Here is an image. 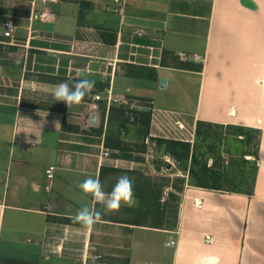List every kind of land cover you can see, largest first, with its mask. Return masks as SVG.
I'll return each instance as SVG.
<instances>
[{
  "label": "crops",
  "instance_id": "crops-1",
  "mask_svg": "<svg viewBox=\"0 0 264 264\" xmlns=\"http://www.w3.org/2000/svg\"><path fill=\"white\" fill-rule=\"evenodd\" d=\"M82 78L81 104L54 101ZM159 111L259 131L252 191L160 185ZM125 174L137 203L81 235L77 210L102 208L78 185ZM84 262L264 264V0H0V264Z\"/></svg>",
  "mask_w": 264,
  "mask_h": 264
},
{
  "label": "rangeland",
  "instance_id": "rangeland-1",
  "mask_svg": "<svg viewBox=\"0 0 264 264\" xmlns=\"http://www.w3.org/2000/svg\"><path fill=\"white\" fill-rule=\"evenodd\" d=\"M256 137L257 133L254 134L253 140H249L246 136H240L233 126L213 124L206 127L205 134L200 137L196 127L195 142L191 146L192 149H195L201 162L207 163L208 167L213 166L216 162V168L226 173L227 179L222 183L224 189L248 192L253 188L257 166L255 157L252 155L259 144ZM154 161H158L156 164L163 173L160 185L171 182L172 179L182 181L189 175L188 171L179 169L180 165L184 166L185 163L181 164L167 155L164 148L158 147ZM165 162L172 163V169H167L164 165ZM188 165L190 166V163ZM151 197H156L155 192Z\"/></svg>",
  "mask_w": 264,
  "mask_h": 264
},
{
  "label": "clouds",
  "instance_id": "clouds-1",
  "mask_svg": "<svg viewBox=\"0 0 264 264\" xmlns=\"http://www.w3.org/2000/svg\"><path fill=\"white\" fill-rule=\"evenodd\" d=\"M96 82L82 78L74 83L61 82L55 85L52 96L55 102H63L68 108L79 105L85 97L93 93ZM59 122L56 123L58 125ZM60 125V124H59ZM36 142V141H35ZM29 141V143H35ZM85 196L101 205L102 211L82 205L72 217L73 223L78 224L81 235L90 233L101 220L102 215L120 210L122 206H133L137 203L134 193V179L127 174L118 177L111 191H105L98 177H88L78 185ZM204 264V262H202Z\"/></svg>",
  "mask_w": 264,
  "mask_h": 264
},
{
  "label": "trees",
  "instance_id": "trees-1",
  "mask_svg": "<svg viewBox=\"0 0 264 264\" xmlns=\"http://www.w3.org/2000/svg\"><path fill=\"white\" fill-rule=\"evenodd\" d=\"M137 76H140V74H137ZM142 76V75H141ZM77 80H73L71 83L76 82ZM99 84L96 83V86ZM123 114L126 115V122L130 120V111L123 110ZM134 119L137 121L138 118L140 119V122L145 126L146 128H149L150 126V120H151V113L144 112L141 114H137L133 112ZM139 115V116H138ZM213 124L206 123L199 121L197 124V134L198 136H202L205 134L206 127H210ZM236 128V130L240 133V136H246L249 140H253V136L255 133H257V141H259V131H255L250 128L242 127V126H233ZM158 147L164 148L167 155H170L172 158L177 160L179 163H185L184 166L180 165L179 169L180 171H188L189 178H190V185L195 187H201L205 189L210 190H218V191H226V192H234V193H250L252 189L248 192L240 191V190H228L224 189L222 183L226 181L227 176L224 171H221L216 168V162L213 166L208 167L207 163H203L199 160L198 155L196 154L195 149H192L191 144L174 141V140H167V139H158L157 140ZM259 144L257 145L256 151L252 154L255 157V161L257 162L255 175L258 171V163H259ZM190 163V166L188 165ZM254 182H255V176H254ZM254 184V183H253ZM174 198H177L175 195H173Z\"/></svg>",
  "mask_w": 264,
  "mask_h": 264
},
{
  "label": "built area",
  "instance_id": "built-area-1",
  "mask_svg": "<svg viewBox=\"0 0 264 264\" xmlns=\"http://www.w3.org/2000/svg\"><path fill=\"white\" fill-rule=\"evenodd\" d=\"M119 1V0H118ZM39 16H35V19H37ZM43 17V16H41ZM15 21L12 19H9L6 22V32L5 36L12 37V32L15 29ZM96 100H101L100 96L95 97ZM123 100L119 98H113L110 96L108 99V102L111 104L112 102L115 103H122ZM153 125L156 127V129L159 131V135L156 134V136L160 138H164L167 140H174L189 144H194L195 138H196V128L190 127L179 114L169 111H159L157 115L154 116ZM108 154V152H107ZM49 178L53 176V170L47 171ZM209 240V239H208ZM170 246H175L176 242L171 241L168 243ZM94 259H99L101 256H92ZM86 260V259H85ZM85 264V262H84Z\"/></svg>",
  "mask_w": 264,
  "mask_h": 264
},
{
  "label": "water",
  "instance_id": "water-1",
  "mask_svg": "<svg viewBox=\"0 0 264 264\" xmlns=\"http://www.w3.org/2000/svg\"><path fill=\"white\" fill-rule=\"evenodd\" d=\"M166 86H167V79L162 78L161 79V87L166 88ZM164 164L168 169H172V167H173L172 163H170V162H165Z\"/></svg>",
  "mask_w": 264,
  "mask_h": 264
}]
</instances>
